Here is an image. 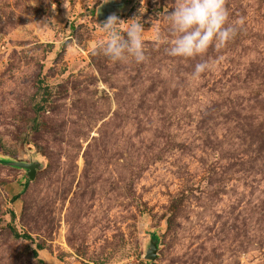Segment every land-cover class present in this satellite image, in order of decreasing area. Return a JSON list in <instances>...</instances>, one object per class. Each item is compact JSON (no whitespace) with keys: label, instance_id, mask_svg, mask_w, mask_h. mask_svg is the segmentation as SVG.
Masks as SVG:
<instances>
[{"label":"rangeland","instance_id":"obj_1","mask_svg":"<svg viewBox=\"0 0 264 264\" xmlns=\"http://www.w3.org/2000/svg\"><path fill=\"white\" fill-rule=\"evenodd\" d=\"M177 3L0 0V264H264V0L194 58ZM111 15L143 62L102 54Z\"/></svg>","mask_w":264,"mask_h":264},{"label":"clouds","instance_id":"obj_2","mask_svg":"<svg viewBox=\"0 0 264 264\" xmlns=\"http://www.w3.org/2000/svg\"><path fill=\"white\" fill-rule=\"evenodd\" d=\"M166 19L174 36L168 49L172 57L203 56L210 47H224L236 35V28L229 23L225 0H178ZM53 21L48 20L44 26L52 25ZM100 26L106 36V43L100 47L104 56L116 62L129 57L137 63L146 59L142 23L125 22L111 15ZM212 67L213 64L208 61L197 63L193 76L198 77Z\"/></svg>","mask_w":264,"mask_h":264},{"label":"water","instance_id":"obj_3","mask_svg":"<svg viewBox=\"0 0 264 264\" xmlns=\"http://www.w3.org/2000/svg\"><path fill=\"white\" fill-rule=\"evenodd\" d=\"M111 10H112V8L110 5L100 8L99 12H98L99 17L100 18L104 17L108 12H111Z\"/></svg>","mask_w":264,"mask_h":264}]
</instances>
